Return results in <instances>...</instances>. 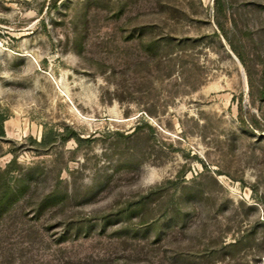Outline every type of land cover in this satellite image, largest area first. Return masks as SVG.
<instances>
[{"label": "rangeland", "instance_id": "374dc122", "mask_svg": "<svg viewBox=\"0 0 264 264\" xmlns=\"http://www.w3.org/2000/svg\"><path fill=\"white\" fill-rule=\"evenodd\" d=\"M2 128L0 264H264V0H0Z\"/></svg>", "mask_w": 264, "mask_h": 264}, {"label": "trees", "instance_id": "16d2710c", "mask_svg": "<svg viewBox=\"0 0 264 264\" xmlns=\"http://www.w3.org/2000/svg\"><path fill=\"white\" fill-rule=\"evenodd\" d=\"M215 5L219 6V4H221V0H214ZM217 10L219 11V9L217 8ZM218 29L220 30V32H222V35L225 36V32H224V28L223 26L219 23L216 22ZM225 38L227 39V36H225ZM230 46L232 47V49L235 52V49L233 48L232 44L229 43ZM238 57L241 60V57L238 55ZM1 136L5 135V131L4 128L1 129ZM15 163V160L11 161L8 164L7 169H5L1 174H0V182H1V186H0V207L6 205L7 203H9L11 201V199L14 196L13 193V189L12 186L8 183L7 181V175L9 174V171L11 170V166Z\"/></svg>", "mask_w": 264, "mask_h": 264}]
</instances>
